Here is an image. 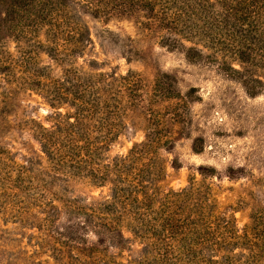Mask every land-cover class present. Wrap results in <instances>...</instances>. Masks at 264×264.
Returning <instances> with one entry per match:
<instances>
[{
    "label": "rangeland",
    "instance_id": "1",
    "mask_svg": "<svg viewBox=\"0 0 264 264\" xmlns=\"http://www.w3.org/2000/svg\"><path fill=\"white\" fill-rule=\"evenodd\" d=\"M24 1L0 0V264H264V69L130 0L20 29Z\"/></svg>",
    "mask_w": 264,
    "mask_h": 264
},
{
    "label": "trees",
    "instance_id": "2",
    "mask_svg": "<svg viewBox=\"0 0 264 264\" xmlns=\"http://www.w3.org/2000/svg\"><path fill=\"white\" fill-rule=\"evenodd\" d=\"M28 1V4L24 1L23 5L27 6L26 9L28 6L35 8V11L27 12L25 20L16 14V17L20 20L18 23L20 29L37 28L39 25L55 26L57 24V16L63 11L66 0ZM98 1L104 5L109 3L111 5L118 0H110L109 2ZM130 1L134 4L144 5V7L150 8L152 11L155 10L156 17L169 30L177 29V31L182 30L188 33H193V31L200 32L212 42L219 43L220 50L233 54L245 66L250 65L264 69V27H262L264 23V0H239L234 6H226L227 11L220 19L216 17L207 19L204 16L208 12L209 0H206L205 4L198 2L200 10H195L190 0H178L181 5L173 13L168 12L163 4L158 9L159 0ZM165 1L167 6L178 3L177 0ZM102 8L104 9V7ZM194 17L196 20H193ZM224 35L228 37V42L221 37ZM231 69L238 72L237 69L232 67ZM78 97L83 103L87 100V94L85 93L78 94ZM68 124L73 126L72 122H68ZM164 257H166L165 262L161 260L164 264L173 263L168 254Z\"/></svg>",
    "mask_w": 264,
    "mask_h": 264
}]
</instances>
